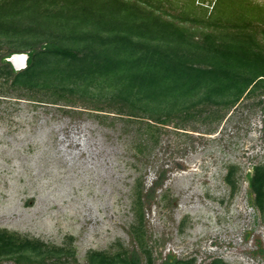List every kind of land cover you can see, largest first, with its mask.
<instances>
[{
  "label": "rangeland",
  "instance_id": "374dc122",
  "mask_svg": "<svg viewBox=\"0 0 264 264\" xmlns=\"http://www.w3.org/2000/svg\"><path fill=\"white\" fill-rule=\"evenodd\" d=\"M61 1L65 6L59 12L71 14L65 18L56 12L57 18L64 17L68 26L77 19L76 27L98 33L92 41L99 48L96 70L108 96L91 85L88 92L71 84L56 94L28 92L0 78V229L50 247H69L75 252L70 264H90L93 251L135 252L146 264V249L153 264L169 262L171 256L193 258L195 264H211L213 258L225 264H264V212L257 208L247 178L264 165V84L234 107H205L194 118L178 115L166 125L144 120L149 116L141 112L132 118L112 99L119 80H129L131 44L124 41L118 47L117 35L102 44L99 33L129 28L138 9L120 0ZM129 1L147 7L141 0ZM250 1L264 6V0ZM188 2L172 0L175 8L163 3L154 13L172 20ZM233 2L220 0L216 15L237 25L254 17L239 38L232 28L184 26L200 45L207 35L215 43L225 41L222 50L231 54L233 65L247 51L254 63L253 46L264 52V24L256 19L260 6L255 5L257 12L242 13ZM16 3L14 23L49 28L40 18V0ZM195 4L209 5L208 13L213 6L201 0ZM20 43L28 45V36ZM9 50L2 45L0 54ZM25 53L29 50L18 54ZM59 65L43 63L41 69L46 77L71 79L72 65ZM230 166L237 167L234 192L225 181ZM135 229L144 233L142 246Z\"/></svg>",
  "mask_w": 264,
  "mask_h": 264
},
{
  "label": "trees",
  "instance_id": "16d2710c",
  "mask_svg": "<svg viewBox=\"0 0 264 264\" xmlns=\"http://www.w3.org/2000/svg\"><path fill=\"white\" fill-rule=\"evenodd\" d=\"M25 1L27 0H19L21 5ZM120 1L124 4L128 2L138 9L134 11L135 15H132L130 26L132 28H126L117 34L102 32L99 36L102 44L116 35L119 38L116 41L118 47L124 41L131 44V66L125 75L129 80L128 82L119 80L120 84L116 89L118 95L112 97L124 105L130 117L140 118L141 116L136 114L141 112L142 115L149 116L144 120L166 125L173 122L178 115H183L182 120L194 118L199 112L204 111L205 107L216 106L221 109L234 107L257 86L264 84V73L261 71V68L264 69V52L259 50L257 45L253 46L257 51L255 55L257 60H254V63L248 60L252 56H249L250 53L248 55L247 51L243 52L241 62L236 64L234 61L233 65L231 54L226 53L227 50H222L225 41L215 43L212 35H207L204 44L200 45L201 43L195 42L193 34L184 26L185 23L192 22L232 28L239 38L242 36L241 30L250 27L254 17L252 19L247 17L248 21L241 25H237L234 21L228 24L227 21L217 18L220 0H201V4H205L206 1L209 4L213 3L209 13V5L198 7L195 4L196 0H189L188 3L191 5L181 7L175 19L163 20L154 11L160 10L163 3L170 4L169 8H175L172 0H141L147 4V7L129 0ZM248 1L250 0H234L233 3L242 13L257 12L258 9L260 13L256 17L257 22L264 24V6L253 1H250V5ZM17 4L16 0H0V48L2 45H9L10 48L8 53L0 54V78H4L5 81L10 79L12 86L28 92L42 90L45 93L54 91L56 94L59 88L66 89L71 84L73 88L79 87L80 90H77L80 92L82 90L88 92L90 85L95 86L108 96L103 91L104 87L101 86V78L98 77L96 70L99 48L97 49L98 46L92 41L94 34L98 36V33L92 31L89 26L76 27L77 19L73 21V25L68 26L65 18L71 13L59 12V9L65 6L61 0H40L42 9L40 18L45 17L49 28L42 27L41 24L36 28L26 27L24 25L27 22L24 21L20 22L23 25L19 22L14 23L11 16L13 8L19 7ZM255 5L260 7L255 9ZM56 12L59 16L64 15L65 18H57ZM201 12L202 18L198 17V13ZM54 24L58 28L63 26L69 30L67 32H62L63 28L53 30L50 26ZM23 36H28V45L20 43ZM87 43L92 47L86 45ZM27 49L29 50L27 67L16 72L8 58L14 54L24 53ZM244 57L247 59L244 60ZM258 61L262 66L258 65ZM57 62L59 66L72 65L76 71L71 79L45 76L46 73H43L45 70L41 69V65ZM79 82L82 84L79 85ZM200 106L203 108L197 109ZM147 125L152 127L150 122ZM236 169L237 167L230 166L225 176V181L232 192L236 189L234 179ZM247 178L255 195V204L263 213L264 165L256 166L254 174H248ZM160 182L161 180L157 185ZM141 209L140 206L139 210ZM139 214L142 223L143 215L141 212ZM134 231L142 246L144 233L140 229ZM143 247L145 249V246ZM74 253L69 247H50L40 240L28 239L0 229V261L12 260L16 264H70L69 260ZM145 253L146 264H153L150 251L146 249ZM89 262L90 264H141L140 257L135 252L130 256L121 252L109 254L93 251L89 255ZM176 264H192V262H176ZM212 264L225 263L216 260Z\"/></svg>",
  "mask_w": 264,
  "mask_h": 264
},
{
  "label": "water",
  "instance_id": "95a60500",
  "mask_svg": "<svg viewBox=\"0 0 264 264\" xmlns=\"http://www.w3.org/2000/svg\"><path fill=\"white\" fill-rule=\"evenodd\" d=\"M21 55H23L25 57L24 63L22 66L18 67L15 62H14V58L15 57H20ZM8 61L13 65V67L17 70H23L27 67V61H28V55L27 54H14L11 57L8 58Z\"/></svg>",
  "mask_w": 264,
  "mask_h": 264
},
{
  "label": "flooded vegetation",
  "instance_id": "af4514ba",
  "mask_svg": "<svg viewBox=\"0 0 264 264\" xmlns=\"http://www.w3.org/2000/svg\"><path fill=\"white\" fill-rule=\"evenodd\" d=\"M160 177H161V175H160ZM159 179V178H158ZM159 181H160V179H159ZM159 181H157L156 182V184H155V186L157 185V183L159 182ZM170 261L168 262V261H165L163 264H170V262H173L172 264H176V262H192V264H195V261L193 260V258L192 259H189V260H182V259H176L175 257H173V256H171L170 257V259H169ZM217 259H214L213 258V260H212V263L214 262V261H216ZM221 261V260H220ZM211 263V264H212Z\"/></svg>",
  "mask_w": 264,
  "mask_h": 264
},
{
  "label": "bare ground",
  "instance_id": "6f19581e",
  "mask_svg": "<svg viewBox=\"0 0 264 264\" xmlns=\"http://www.w3.org/2000/svg\"><path fill=\"white\" fill-rule=\"evenodd\" d=\"M24 60H25V57H24L23 55H21L20 57H15V58H14V62H15V64H16L18 67H20V66L23 65Z\"/></svg>",
  "mask_w": 264,
  "mask_h": 264
}]
</instances>
